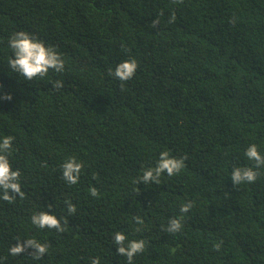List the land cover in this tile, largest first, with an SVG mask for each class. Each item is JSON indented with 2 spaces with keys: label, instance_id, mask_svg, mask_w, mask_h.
<instances>
[{
  "label": "trees",
  "instance_id": "trees-1",
  "mask_svg": "<svg viewBox=\"0 0 264 264\" xmlns=\"http://www.w3.org/2000/svg\"><path fill=\"white\" fill-rule=\"evenodd\" d=\"M20 30L60 53L64 72L27 81L8 68ZM126 59L138 68L122 82L109 70ZM5 136L25 196L0 199V264H127L118 231L145 241L133 264H264V167L254 183L231 180L254 167L249 145L264 154V0H0ZM162 151L187 157L184 169L137 184ZM73 156L83 169L69 185ZM42 211L66 217L65 231L34 226ZM181 215L179 232L164 231ZM27 239L48 246L43 258L10 255Z\"/></svg>",
  "mask_w": 264,
  "mask_h": 264
},
{
  "label": "clouds",
  "instance_id": "clouds-1",
  "mask_svg": "<svg viewBox=\"0 0 264 264\" xmlns=\"http://www.w3.org/2000/svg\"><path fill=\"white\" fill-rule=\"evenodd\" d=\"M182 2V0H179ZM175 20L173 14L168 21L172 23ZM159 24V19L152 21V27ZM9 47L12 50L13 56L8 60V68L19 76L24 77V80L32 81L37 78L43 79L48 73L54 71L62 73L65 70V61L62 59L53 47L45 44L36 36L26 31L20 30L14 32L9 39ZM138 68L135 59H126L120 62L114 70H109V75L115 76L122 82L131 80L136 74ZM54 88L57 90L63 86L62 81H54ZM123 87V84H122ZM5 99H11L10 94H6ZM12 136H5L0 139V199L12 203L15 201L17 194L22 199L25 193L21 190L19 169L13 170L9 160V155L13 150ZM245 156L248 160L254 162V167H239L234 166L231 173L233 185L242 183H254L259 175V169L264 167V154H262L256 144H251L245 150ZM187 157H174L168 151H162L159 155V160L154 167H148L143 171L142 176L136 181L139 184L143 181L146 185L151 183L159 184L162 174H167L169 177L178 175L185 167ZM63 179L69 185H75L79 182V178L83 169V163L79 162L75 156L70 157L62 165ZM90 195L99 197V192L95 187L89 189ZM51 207V205H49ZM193 207V202L188 201L180 208L181 214L188 213ZM67 212L69 215L76 213V206L71 202H67ZM138 225H143L144 220L141 217H134ZM183 215L174 217L169 220L168 226L164 231L167 233H177L182 229ZM31 223L39 229H55L58 232H64L68 224V219L57 218L54 214L42 211L34 213L31 216ZM137 232L142 231L141 228L136 229ZM113 242L117 246V252L127 258V264H133V259L136 255L142 253L145 249V241L143 239L128 240L123 232H116L113 237ZM220 244L214 245L216 250L220 249ZM28 248L34 251L31 253L33 259H41L48 251V246L40 243L35 239H27L23 243L17 240V243L10 247L9 253L12 256H18L25 252ZM91 264H99V258H93Z\"/></svg>",
  "mask_w": 264,
  "mask_h": 264
}]
</instances>
